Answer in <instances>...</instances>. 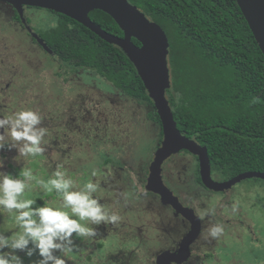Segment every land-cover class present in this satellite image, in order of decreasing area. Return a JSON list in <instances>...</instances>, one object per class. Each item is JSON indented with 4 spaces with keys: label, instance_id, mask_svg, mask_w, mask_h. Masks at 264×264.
<instances>
[{
    "label": "rangeland",
    "instance_id": "rangeland-1",
    "mask_svg": "<svg viewBox=\"0 0 264 264\" xmlns=\"http://www.w3.org/2000/svg\"><path fill=\"white\" fill-rule=\"evenodd\" d=\"M31 15H35V20L32 18L35 26L32 27H36L38 31H47L45 28L51 24L50 22L54 23L46 11H37ZM21 38L22 35L16 33L12 27L0 23L2 46L4 43L8 46L19 43L17 47H10L9 51L2 49L3 53L12 57V63L18 71L14 82L18 84L19 79L21 84L23 82L20 106L16 103V107L35 109L41 116H45L49 123L52 121L55 124L62 120L58 128L47 129L45 140L50 142L53 138L59 145L61 143L63 149L51 148L48 155L44 152L48 157L45 160L48 174L39 167L37 157H32L34 160L32 162L29 158L22 159L19 164L23 168H30L37 179L45 181L50 178L57 166H62L78 184L82 185L89 179L99 181L100 187L96 195L101 199V203L121 217L117 225L97 226V229L104 226L106 230L102 228L104 231H97L94 238H85L84 242L82 238H78L80 243L76 246V253L73 256H71L73 252L68 253L64 257L67 264H143L140 257L135 258L136 255L126 262L128 255L134 250L133 245L127 246L125 240L130 231L142 224L147 225L154 212L142 209L146 207L142 205L146 199H132L129 191H124V187L125 184L137 180L136 174L140 172L138 153L145 150L148 158L149 153L154 151V145L149 147V144L156 143V128L147 117L152 107L114 91L108 82L94 74L91 78H84L82 72H75L76 75H71L69 79L70 83L65 82V69L73 73L78 68L73 64L61 63L60 67L57 63L50 65L47 63L41 65L40 69H35L38 65L37 60L28 48L20 44ZM14 52H20L21 58L24 61L28 59L29 62L22 64ZM20 74L26 77L22 82ZM110 92L116 94L110 95ZM109 97L112 98V102H109ZM67 120L70 122L67 123ZM109 159L110 161L105 163ZM132 159L137 160L136 169L124 164ZM2 160L4 163L0 172L5 166V161ZM175 161L174 173L177 171L182 180H187L188 177L179 172L182 168L187 169L185 160L178 155ZM94 169L97 171L96 177H92ZM21 170L22 168L16 165L5 174L18 175ZM164 184L168 185L166 180ZM178 186L182 188V185ZM189 187L199 188L193 179L190 180ZM139 190L143 193L141 187ZM206 192L196 197L192 195L196 199L195 203L203 206L204 212L211 209L213 216L218 209L222 216L215 220V224H222L224 227V233L220 237L212 238L208 235L209 240L202 243L201 249L205 251L211 250L212 247L215 249L213 257L207 256L204 259L206 264H215L218 259L219 264H264V182L257 178L241 180L233 186L226 197L220 192ZM27 195L36 199L51 198L50 194L44 193L34 182L33 191ZM221 198L225 202H222ZM219 201L228 207V211L224 208L219 209L217 206ZM129 205L138 208L132 211L128 208ZM16 230L14 221L7 214H0V232L10 236ZM130 237L133 238L131 235ZM0 251L10 250L5 248ZM16 254L21 257L23 264H34L40 259L38 253L28 257L25 252L16 250ZM80 254L82 260L78 259ZM111 255L114 258H110Z\"/></svg>",
    "mask_w": 264,
    "mask_h": 264
},
{
    "label": "trees",
    "instance_id": "trees-1",
    "mask_svg": "<svg viewBox=\"0 0 264 264\" xmlns=\"http://www.w3.org/2000/svg\"><path fill=\"white\" fill-rule=\"evenodd\" d=\"M129 1L166 33V96L178 130L206 146L211 173L226 180L244 171L264 172V55L236 0ZM57 15L55 26L37 31L60 59L150 105L147 117L161 131L152 100L125 53L68 16ZM89 16L105 31L123 35L107 13L93 10ZM138 154L141 161L147 153ZM37 199L42 205L43 198ZM217 206L228 211L222 203Z\"/></svg>",
    "mask_w": 264,
    "mask_h": 264
},
{
    "label": "flooded vegetation",
    "instance_id": "flooded-vegetation-1",
    "mask_svg": "<svg viewBox=\"0 0 264 264\" xmlns=\"http://www.w3.org/2000/svg\"><path fill=\"white\" fill-rule=\"evenodd\" d=\"M37 11L40 12L46 11L49 14V16L54 20V23L50 22L51 24H49L47 27L55 26L57 24V19H58L57 14L59 13L48 11L46 9L24 6L23 17H22L24 19L23 22L22 18L19 16L18 11L15 8L11 7L10 5H7L5 7L3 5H0V23L12 27L16 31V33L18 32V34L22 35L20 44L28 48L30 53L37 60L38 65L35 69L37 68L40 69L41 65L47 63L48 65H50L51 63H57L60 66L61 63H64L59 57L60 52L57 50H53L48 44V41L43 36H41V34L37 31V28L35 27L36 28L35 29L34 27H32L33 25L35 26V24L33 23V20H35L34 17L35 15L34 16L31 15V13L35 14ZM34 33L37 34V37L34 36ZM38 39H41L43 43L46 44V46H44L42 42H40ZM18 45L19 43L13 46H8L7 44L4 43V45L2 46V43L0 42V114L2 115H9L13 111L20 109L19 107H16V103H18V106H20L19 102H20L21 92L23 90L22 81L25 80L26 77L20 74V77L22 78L21 79L22 84L20 83V79L18 81V84L14 82V78L18 75V71L15 68V65L12 63V57L9 54L2 52V49H6L9 51L10 47H17ZM14 54L19 57V60L22 64H27V62H29L28 59H25L24 61V59L21 58V55H19L20 52L19 53L14 52ZM79 71L80 73L81 72L83 73L84 78L85 77L91 78V76L93 75L92 71L83 69L81 67H78L77 70H75L73 73L72 71L70 70L67 71L65 69L66 72L65 82L70 83L69 79L71 78V75H76L75 72H79ZM113 89L114 91L116 90L115 88ZM11 94L13 95L11 96ZM109 94L115 95L116 93L110 92ZM12 99H14L15 102ZM108 100L109 102L113 101L111 97H109ZM42 118H43V126L49 130H51L53 127L58 128V126L61 124L62 121L61 120L60 122H56L54 124L52 121H50L49 123L45 118V116H42ZM69 122L70 120H67V123ZM153 125L154 127L158 126L156 122H153ZM158 130L159 128L156 129L155 132V137L157 139H156V143L153 144L154 151L149 153L148 158L146 156L143 159H141V161L139 160L140 172L136 174L137 180L134 181V183L132 182L129 184H125L124 187V191L125 192L129 191L128 194L131 196L132 199H136V200L137 198L146 199L142 204V205H146V207L144 206V208L142 209H146V210H150V212H154L153 217H151V220L148 221L147 225L142 224L140 227H136L134 230L130 231V235L133 238H131L130 235H128L127 239L125 240V243L127 246L133 245L132 250H134L135 254L132 251V253L128 255L126 262L132 259L134 255H136L135 258L140 257L143 264H157V263L166 264L167 262H169V264H197V263L206 264V261L204 259L207 256L209 258L213 257L214 256L213 251H215V249L212 247L211 250L207 249L205 251L204 249H201L202 243L209 240L208 230L211 226L215 225V220L217 218H221L220 216L222 214L218 209H216V212L214 213L216 214L215 216L210 215L201 218V214L204 213L203 206H199L198 204H196L195 203L196 199L194 198L197 195L206 194L207 193L206 191H214V190L208 189L201 182L200 160L198 156L193 155L186 150H179L178 152L171 154L164 161L161 170L163 183L166 180L168 183L166 187L172 192L174 196L178 198L180 204L184 207L192 209L195 215L199 216L200 218L199 220L200 227L197 237L188 244V247L186 249H182L181 242L191 228V223L189 219H187L180 212L175 210L171 204L164 201L160 195L145 189V181H146V177L148 176V166L153 160L154 152L161 145V141L163 139L161 131ZM0 131L3 130L0 129ZM58 135L59 134L57 133V136ZM60 145L59 142L51 138V141L46 142V144L44 145L45 152L48 155V151H50L51 148H54L56 150L63 149ZM47 155L43 153L41 156H37L39 160V167L41 169H44V172L46 174H48V169L45 168V163H46L45 160L48 158ZM178 155H181L183 157V160H185V165L187 169L182 168V170L179 172L182 173L184 177H188L187 180H182V176L179 175L177 171L176 173H174L173 162H176L175 159L177 158ZM16 157H17L16 149L8 150L6 146L3 150H0V159H4L5 161L4 169L1 172L5 173L8 169L15 167L16 165L19 166L20 169L23 168L22 165L19 164L22 159H16ZM29 160L31 162L34 161L32 157H29ZM41 160L44 162H41ZM128 161L124 162V164L129 165V167L132 169L133 168L136 169L135 163L137 160L134 161L132 159L131 161L130 160ZM211 177L215 181L218 180L217 178H215V176L212 173H211ZM191 179L194 180V183L197 186H199V188H202L205 191L196 187L190 188L189 183ZM178 184L182 185V188H179ZM140 187L143 189L144 194L141 192V190H139ZM190 189H192V191H190ZM230 190L231 188L226 191H215V192L223 193L225 195L224 197H226V194L228 195ZM192 195H195V197H193ZM53 197H51L50 199H52ZM222 200H221L222 202H225L224 199ZM221 201H219L218 203H221ZM131 202L133 201L131 200ZM128 208L132 211L133 210L136 211L135 208L138 207L137 206L133 207L129 205ZM217 211H219V213ZM102 228L105 229L104 226H100V229H97V231H104V229ZM81 240L85 241V238H82ZM75 242L77 246L80 243V240H78L77 238ZM75 253L76 252L74 251L71 256H73ZM172 253H173V257L171 256V258L177 259V262L173 260L168 261L166 259V257ZM175 256H177V258H175ZM110 258H114V256L111 255ZM78 259L80 260L83 259L81 254L78 257ZM89 259L91 260V258ZM218 260L219 261L215 262V264L220 263V259Z\"/></svg>",
    "mask_w": 264,
    "mask_h": 264
},
{
    "label": "clouds",
    "instance_id": "clouds-1",
    "mask_svg": "<svg viewBox=\"0 0 264 264\" xmlns=\"http://www.w3.org/2000/svg\"><path fill=\"white\" fill-rule=\"evenodd\" d=\"M0 129V150L6 146L8 150L16 149V159L26 160L45 152L47 128L37 110L21 108L9 115L0 114ZM3 163L0 159V168ZM96 176L94 169L92 177ZM33 182L44 193H54V198H41L43 204L37 205V199L27 195L33 191ZM99 187L100 182L93 179L78 184L62 166H57L46 181L37 179L30 168H22L18 175L0 172V214H7L17 229L10 236L0 232V250H10L0 251V264H23L16 250L28 257L38 253L40 259L34 264H67L64 257L76 250V238H94L97 226L117 225L121 220L120 215L101 203L96 195ZM210 215L211 209L201 218ZM208 232L210 237L218 238L224 227L215 224Z\"/></svg>",
    "mask_w": 264,
    "mask_h": 264
},
{
    "label": "water",
    "instance_id": "water-1",
    "mask_svg": "<svg viewBox=\"0 0 264 264\" xmlns=\"http://www.w3.org/2000/svg\"><path fill=\"white\" fill-rule=\"evenodd\" d=\"M236 2L264 55V0H236ZM0 5L4 7L10 5L15 8L21 18L24 6L44 8L68 16L90 29L104 41L118 46L132 62L152 100L163 136L161 145L154 152L153 160L148 166L145 189L160 195L164 201L189 219L191 228L181 242L182 249H186L188 244L197 237L200 218L192 209L182 206L178 198L163 183L161 170L164 161L171 154L186 150L198 156L201 182L205 187L214 191L229 190L236 183L248 178L264 180V172L254 170L244 171L221 181H215L211 177L207 148L178 130L166 96V90L170 87V69L167 60L169 42L166 33L129 0H0ZM92 10L107 13L118 25L123 35L109 33L92 21L89 17V12ZM22 21L24 22L23 18ZM34 36L37 37V34L34 33ZM133 39L138 41L139 45L135 44ZM38 40L46 46L41 39ZM171 256L173 257V253L166 259L177 262V259Z\"/></svg>",
    "mask_w": 264,
    "mask_h": 264
}]
</instances>
